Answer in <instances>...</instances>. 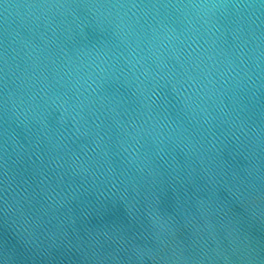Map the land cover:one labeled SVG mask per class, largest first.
Segmentation results:
<instances>
[{
    "label": "clouds",
    "instance_id": "9594fccd",
    "mask_svg": "<svg viewBox=\"0 0 264 264\" xmlns=\"http://www.w3.org/2000/svg\"><path fill=\"white\" fill-rule=\"evenodd\" d=\"M0 159L69 178L48 264H264V0H0Z\"/></svg>",
    "mask_w": 264,
    "mask_h": 264
},
{
    "label": "water",
    "instance_id": "95a60500",
    "mask_svg": "<svg viewBox=\"0 0 264 264\" xmlns=\"http://www.w3.org/2000/svg\"><path fill=\"white\" fill-rule=\"evenodd\" d=\"M260 163L262 161L258 153L247 156L242 154L232 161L241 178L246 175L245 169ZM68 181L67 176L62 180L61 178L51 179L50 182L44 180L39 162L36 164L25 162L15 166L9 164L6 167L3 159H0V235L5 238L11 235V230L5 223L10 209H15L28 218L35 233V239L30 247L36 257L35 261H29L28 264H48L41 257L47 254L49 246L59 235L58 230L62 226L67 227L74 219L59 196V185ZM223 195L227 196V193ZM80 226V221L76 220V227ZM184 243L190 247L188 254H191V250H208L214 247L211 234H208L206 239H201L195 229L186 232ZM137 264H163V261L145 255ZM204 264H225V262L205 260Z\"/></svg>",
    "mask_w": 264,
    "mask_h": 264
}]
</instances>
